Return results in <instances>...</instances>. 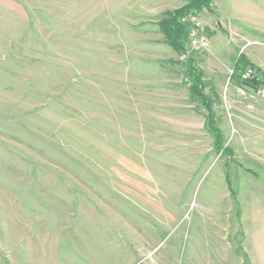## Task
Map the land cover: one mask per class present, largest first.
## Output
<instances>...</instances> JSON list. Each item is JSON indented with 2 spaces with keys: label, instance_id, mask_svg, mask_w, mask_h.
I'll list each match as a JSON object with an SVG mask.
<instances>
[{
  "label": "rangeland",
  "instance_id": "rangeland-1",
  "mask_svg": "<svg viewBox=\"0 0 264 264\" xmlns=\"http://www.w3.org/2000/svg\"><path fill=\"white\" fill-rule=\"evenodd\" d=\"M188 1L0 0V264H264V98L230 77L264 45L202 9L176 53L159 24Z\"/></svg>",
  "mask_w": 264,
  "mask_h": 264
},
{
  "label": "trees",
  "instance_id": "trees-1",
  "mask_svg": "<svg viewBox=\"0 0 264 264\" xmlns=\"http://www.w3.org/2000/svg\"><path fill=\"white\" fill-rule=\"evenodd\" d=\"M210 6V0H189L188 3L177 10H174L166 14L165 19L160 22V28L165 36L167 44L178 54L184 55L185 50L183 47V41L187 37L186 26L184 24L185 19L189 16H197L202 9H208ZM185 67L186 84L192 97L201 101L204 105L207 115L206 124L209 132L215 137V148L222 153H229V150L223 148L221 144V135L219 130L214 126L213 113L211 111L210 104L201 93L202 74L195 66L194 61L190 57H186L183 60ZM250 67L254 70V77L243 80L241 78V72ZM231 80H233L236 86L244 89H250L254 92L258 91L264 84V73L252 64H250L244 56H238L234 62V66L231 73ZM228 180V176H227ZM230 189V188H229Z\"/></svg>",
  "mask_w": 264,
  "mask_h": 264
},
{
  "label": "crops",
  "instance_id": "crops-1",
  "mask_svg": "<svg viewBox=\"0 0 264 264\" xmlns=\"http://www.w3.org/2000/svg\"><path fill=\"white\" fill-rule=\"evenodd\" d=\"M199 17L205 26L218 28V33L213 31V37L218 34L241 36L239 42H249L245 48L254 51H260V45H264V0H210L209 8ZM243 55L251 58L249 54ZM233 66L234 63L231 70ZM220 72L224 73V70Z\"/></svg>",
  "mask_w": 264,
  "mask_h": 264
},
{
  "label": "built area",
  "instance_id": "built-area-1",
  "mask_svg": "<svg viewBox=\"0 0 264 264\" xmlns=\"http://www.w3.org/2000/svg\"><path fill=\"white\" fill-rule=\"evenodd\" d=\"M187 22L191 23L189 27H187ZM184 24L188 30V37L187 42L188 46L195 51L203 50L207 45V37L202 29V25L198 21H194V17H188L185 19ZM232 73V72H231ZM255 72L250 67H246L241 72V78L243 80L250 79L254 77ZM242 91H246L244 88L241 87ZM251 99H255L256 97L264 98V87L259 89L257 92H250L248 95Z\"/></svg>",
  "mask_w": 264,
  "mask_h": 264
}]
</instances>
